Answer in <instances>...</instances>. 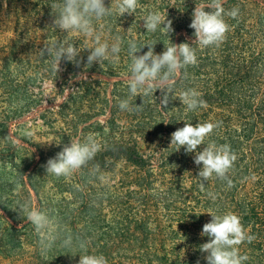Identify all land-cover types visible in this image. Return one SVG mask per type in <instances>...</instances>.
I'll use <instances>...</instances> for the list:
<instances>
[{"label": "trees", "instance_id": "trees-1", "mask_svg": "<svg viewBox=\"0 0 264 264\" xmlns=\"http://www.w3.org/2000/svg\"><path fill=\"white\" fill-rule=\"evenodd\" d=\"M54 2L62 0H0V27L7 22L13 33L0 52V88L24 89L38 76H50L54 72L52 58L47 52L40 56L45 44H74L80 49L78 63L62 59L60 67L71 77H88L77 82L76 90L56 114L74 126L75 137L82 134V139L85 133L99 129L105 140L97 152L101 151L100 158H124L126 168H121L116 184H92L88 170L84 173L81 168L76 184L48 187L40 184L45 183L41 156L39 165L26 174L27 186L19 184L15 193L9 192L11 199L1 200L4 184H0V246L6 242L13 248H31L32 261L25 264H79L80 255L85 254L79 247L81 242L87 244V254L103 255L107 264H207V253L200 251V245L209 242L201 232L211 221L207 213L211 210L240 217L253 237L239 245L240 254L248 257L244 264H264V5L259 3L264 4V0H223L226 13L238 9L244 21L241 27L247 30L229 28L218 46L203 48L193 43L194 29L189 27L201 0H139L140 7L131 15L119 16L114 10L101 20H93L100 42L111 45L120 37L121 50L118 56L101 64L93 62L90 67L87 57L96 46L95 37L55 28ZM104 3L114 8V0ZM248 5L255 10L247 9ZM153 11L172 21L169 34L159 28L154 33L144 28L142 18ZM229 18L224 16L226 23ZM129 40L138 47L156 43L155 54H161L170 43L187 42L195 48L197 63L181 70L166 107H160L163 94L159 89L153 95L130 98ZM147 51L144 46L137 55ZM18 69L22 73L16 74ZM97 76L116 79L109 99L100 88L107 82L97 80ZM188 88L201 93L206 107L185 110L178 96ZM129 98L134 110L121 111L119 101ZM135 105L142 107L135 110ZM99 118L105 119L102 124ZM185 122L218 125L205 144H228L236 154L229 173L231 186L213 177L205 182V191L200 190L202 165L194 163V156L206 145L192 153L183 147L179 151L169 148L171 134ZM84 124L79 132L77 126ZM0 129L1 135L2 124ZM156 152L160 158L154 165L149 160ZM31 166L32 162L25 164L22 173ZM33 208L46 212L54 221L47 248L27 220V211L22 210ZM69 236L71 245L65 246L63 241Z\"/></svg>", "mask_w": 264, "mask_h": 264}, {"label": "clouds", "instance_id": "clouds-1", "mask_svg": "<svg viewBox=\"0 0 264 264\" xmlns=\"http://www.w3.org/2000/svg\"><path fill=\"white\" fill-rule=\"evenodd\" d=\"M51 7L56 14L53 21L55 28L65 33L75 31L87 37H95L96 46L90 49L87 57V66L90 67L93 62L101 64L109 57L118 56L121 50L120 37H116L111 45L107 42H100V36L95 34L93 20H101L111 15L114 10L119 16L125 13L131 15L140 5L139 0H114V8L112 4L111 7H106L104 0H62L61 3L54 2ZM206 8L211 11H205ZM225 15L235 18L238 15V9L233 8L226 13L223 0H201L200 3H196L189 25L194 29L195 41L193 43L203 48L218 46L223 42L229 30V25L224 19ZM142 20L144 28L150 33L156 32L158 28L166 34L173 30L172 21L167 20L166 15L159 11L149 12ZM128 43L131 57L130 75L127 78L130 98L138 95L141 97L153 95L159 89L163 94L160 107L161 109L166 107L169 103V93H172L176 80L180 78L181 70L197 63L195 48L187 42L170 43V46H165L161 54H155L154 45L156 43L150 42L141 47H138L134 40H129ZM144 46L148 47V51L137 55ZM45 52L52 58L53 70L57 73L62 59L78 63L76 58L80 49L67 41H53L45 44L44 49L40 51V56H43ZM65 91H70V89L66 88ZM130 98L119 101L118 106L121 111L134 110L130 105ZM178 98L186 111L206 107V101L201 99V93L194 88L181 91ZM141 107L142 105H135V110ZM217 126L212 122L197 123L195 126L185 122L182 128L171 134L169 148L174 147L175 151L183 147L187 153H192L198 146L206 145L202 151H195L194 156V163L202 165L198 173L199 188L202 192L205 191V182L213 177L227 182L229 186L232 184L229 173L237 156L231 150L230 145H217L215 142L205 144L206 138ZM8 138L12 139L14 144L19 143L10 135ZM99 150L100 144L93 134H88L83 141L78 137L73 138L70 145H65L55 158L47 161L45 165L47 175L57 178L70 177L86 166ZM7 167L11 169L12 164L9 163ZM208 196L215 200L212 193L209 192ZM22 210L27 211V220L41 237L42 246L49 247L50 229L54 221L46 212L39 209ZM207 213L211 215V221L203 225L201 235L209 237V242L200 245V251L207 253L205 257L207 264H244L248 257L240 254L239 245L245 241L251 242L253 237L246 232L240 217L231 212L219 215L209 210ZM71 242V236L63 241L65 246L71 245ZM79 247L85 253L80 255L79 264H107L103 255L87 254L85 242H81Z\"/></svg>", "mask_w": 264, "mask_h": 264}, {"label": "rangeland", "instance_id": "rangeland-1", "mask_svg": "<svg viewBox=\"0 0 264 264\" xmlns=\"http://www.w3.org/2000/svg\"><path fill=\"white\" fill-rule=\"evenodd\" d=\"M251 1L259 2V0ZM247 9L255 10L251 5H248ZM242 19L239 14L235 18H229L227 24H229L230 30L242 29L241 26L244 22ZM0 28L1 52L5 49V43L12 38L13 33L12 25L7 22L3 23ZM243 29L247 30V27L244 26ZM60 66L57 73L54 71L50 76H38L24 89L12 87L5 91L0 88V124L3 125L4 130L0 135V184H4L2 201L6 198L11 199L8 197L9 192L15 193L19 184H26L27 186L26 174L34 166L39 165L41 156H43L42 163L44 165L42 164L40 167L45 173V183L41 182L40 184H49L48 187L54 184H60V187L66 184H76L81 169L70 177L57 178L53 175H47L45 168L49 159L55 158L65 145H70L71 139L77 137L81 139L82 137V134L75 137L72 133L74 126L68 124L56 113L64 100L76 90L77 82L88 76L82 74L83 77H71V74L64 73ZM22 71L18 69L16 74H20ZM90 76L96 77L94 74ZM97 80L107 82V85L101 83L100 88L106 92L109 99L112 82L116 79L97 76ZM66 88L70 91H65ZM99 120L102 124L105 119L99 118ZM85 126L86 124L77 126L78 131H82ZM71 129L72 131H70ZM6 135H10L19 143L14 144L12 139L8 141L5 138ZM87 135L85 133L84 138ZM93 135L99 144L105 143V140L100 136L99 129ZM84 138L81 140L83 141ZM100 153H96L95 157L88 162V169L85 170V166L82 167V172L85 173L88 170L92 184H116L121 168L124 170L126 168V160L121 157H110L108 160H103L100 158ZM143 158H147V156L143 155ZM159 158L160 153L156 152L149 161L156 165ZM31 162L32 166L25 173H22L25 164ZM9 163L12 164L11 169L7 167ZM129 169L132 168L129 167ZM1 213L3 215V212ZM11 248H13L11 244L6 242L0 246V264H25L32 261L33 250L31 248ZM21 254L22 259L20 260Z\"/></svg>", "mask_w": 264, "mask_h": 264}]
</instances>
